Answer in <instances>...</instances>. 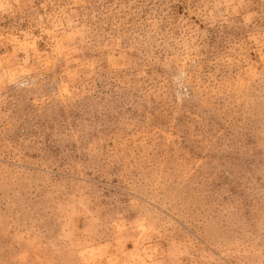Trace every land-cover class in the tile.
<instances>
[{
	"label": "rangeland",
	"instance_id": "rangeland-1",
	"mask_svg": "<svg viewBox=\"0 0 264 264\" xmlns=\"http://www.w3.org/2000/svg\"><path fill=\"white\" fill-rule=\"evenodd\" d=\"M0 264H264V0H0Z\"/></svg>",
	"mask_w": 264,
	"mask_h": 264
}]
</instances>
